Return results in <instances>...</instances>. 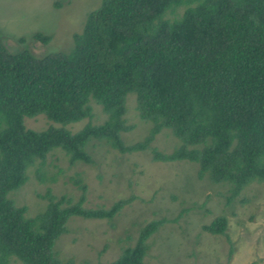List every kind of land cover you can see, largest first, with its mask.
Instances as JSON below:
<instances>
[{
	"label": "trees",
	"instance_id": "trees-1",
	"mask_svg": "<svg viewBox=\"0 0 264 264\" xmlns=\"http://www.w3.org/2000/svg\"><path fill=\"white\" fill-rule=\"evenodd\" d=\"M73 42L70 52L41 56L0 42V264H71L53 251L68 219L110 220L128 202L92 209L83 194L74 203L62 196L27 216L8 194L54 148L70 163H91L86 147L94 139L120 153L142 151L169 128L180 145L154 159L197 162L199 177L229 183L232 195L264 181V0H101ZM129 93L151 126L142 141L125 145ZM90 102L101 106L103 122H91ZM37 115L57 126L26 128L24 118ZM83 119L77 131L66 127ZM162 222L150 221L133 246L95 264H145L147 240ZM225 227L218 217L203 229L224 234Z\"/></svg>",
	"mask_w": 264,
	"mask_h": 264
},
{
	"label": "rangeland",
	"instance_id": "rangeland-1",
	"mask_svg": "<svg viewBox=\"0 0 264 264\" xmlns=\"http://www.w3.org/2000/svg\"><path fill=\"white\" fill-rule=\"evenodd\" d=\"M100 3L0 0V42L10 52L27 45L38 56L70 52L73 35L81 32L86 16ZM36 33L47 35L48 42L35 39ZM20 38L25 42H19ZM90 106L91 122H103L106 114L101 106L94 102ZM125 106L124 119L130 129L121 138L130 145L144 139L151 123L140 118L133 93L127 94ZM86 122L66 127L73 132ZM24 124L36 131L56 125L44 115L26 117ZM179 145L171 130L163 128L142 151L120 153L94 139L86 147L91 163H70L65 152L54 148L42 165L37 161L28 167L26 182L8 195L27 208L29 217L44 211L50 199L62 196L74 203L83 194V205L92 209H107L128 199L110 220L71 216L66 232L53 245L62 262H110L135 244L142 227L162 220L147 240L145 264H264V181L254 180L232 195L229 183H215L206 174L199 177L197 162L154 159L155 152L169 154ZM218 217L226 220L224 234L203 229ZM9 264L20 263L13 259Z\"/></svg>",
	"mask_w": 264,
	"mask_h": 264
}]
</instances>
